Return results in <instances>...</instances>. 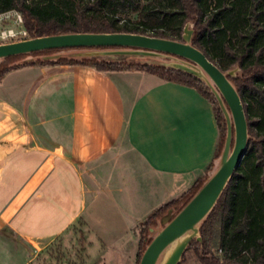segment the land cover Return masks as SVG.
I'll return each instance as SVG.
<instances>
[{"label":"crops","instance_id":"1","mask_svg":"<svg viewBox=\"0 0 264 264\" xmlns=\"http://www.w3.org/2000/svg\"><path fill=\"white\" fill-rule=\"evenodd\" d=\"M218 142L191 86L141 69H12L0 78V247L25 264L27 245L81 218L100 264H135L139 224L202 178Z\"/></svg>","mask_w":264,"mask_h":264},{"label":"trees","instance_id":"2","mask_svg":"<svg viewBox=\"0 0 264 264\" xmlns=\"http://www.w3.org/2000/svg\"><path fill=\"white\" fill-rule=\"evenodd\" d=\"M10 10L22 14L29 37L73 32H129L181 40L185 24L192 21V44L196 48L222 71L239 66L241 76L232 81L247 119L246 151L200 228L202 243L192 240L186 251L193 248L201 264H264V0H0V13ZM54 51L57 50L30 55ZM21 57L1 61L0 78L12 69L27 65H80L98 71L141 69L167 81L191 86L213 106L219 135L221 132L214 158L223 146L226 128L223 114L208 87L190 74L161 66L96 59L60 58L9 65ZM204 177L178 199L156 208L139 224L137 264L149 242L148 227L155 225L156 218L171 206L186 202ZM77 222L85 225L81 218ZM79 231L82 234V230Z\"/></svg>","mask_w":264,"mask_h":264},{"label":"water","instance_id":"3","mask_svg":"<svg viewBox=\"0 0 264 264\" xmlns=\"http://www.w3.org/2000/svg\"><path fill=\"white\" fill-rule=\"evenodd\" d=\"M193 27L192 21L185 24L181 40L129 32H73L0 43V63L22 56L10 66L60 58L161 66L196 77L215 97L226 125L223 146L189 199L171 206L148 227L149 242L138 264H179L192 240L202 243L200 228L241 164L249 139L244 106L232 81L241 76L240 67L222 71L211 62L192 44ZM44 50L57 51L30 55Z\"/></svg>","mask_w":264,"mask_h":264},{"label":"rangeland","instance_id":"4","mask_svg":"<svg viewBox=\"0 0 264 264\" xmlns=\"http://www.w3.org/2000/svg\"><path fill=\"white\" fill-rule=\"evenodd\" d=\"M14 25L12 17L8 20H0V30L12 28ZM6 42H12V40L8 39ZM145 59L149 58L144 57ZM11 90L6 87L4 94L10 96ZM219 141H221V132ZM79 230H82V234ZM87 245L85 226L76 222L48 243L27 245L28 259L25 264H100L98 256L92 257V254H89V251L95 253L96 248H88ZM25 261V254L21 250L15 252L0 247V264H24ZM135 264H137L136 261ZM179 264H201V262L196 251L191 248L184 253L183 260Z\"/></svg>","mask_w":264,"mask_h":264},{"label":"built area","instance_id":"5","mask_svg":"<svg viewBox=\"0 0 264 264\" xmlns=\"http://www.w3.org/2000/svg\"><path fill=\"white\" fill-rule=\"evenodd\" d=\"M14 22V27L9 29L0 30V43L6 42L11 39L12 41L29 38V35L23 25L22 14L17 10H10L0 13V20L11 19Z\"/></svg>","mask_w":264,"mask_h":264}]
</instances>
